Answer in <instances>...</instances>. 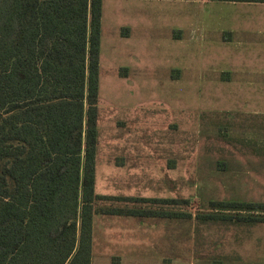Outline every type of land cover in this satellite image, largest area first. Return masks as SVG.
Masks as SVG:
<instances>
[{"label":"rangeland","instance_id":"1","mask_svg":"<svg viewBox=\"0 0 264 264\" xmlns=\"http://www.w3.org/2000/svg\"><path fill=\"white\" fill-rule=\"evenodd\" d=\"M132 1L102 0L105 23L181 13L208 24L217 11L215 0ZM200 34L176 59L168 41L130 43L137 60L128 45L100 43L94 191L113 197L106 209L155 215L96 214L94 264H264V222L210 205L264 203V45L235 51Z\"/></svg>","mask_w":264,"mask_h":264},{"label":"trees","instance_id":"2","mask_svg":"<svg viewBox=\"0 0 264 264\" xmlns=\"http://www.w3.org/2000/svg\"><path fill=\"white\" fill-rule=\"evenodd\" d=\"M101 3L0 0V264H91L95 212L155 215L94 191ZM210 205L264 222V203Z\"/></svg>","mask_w":264,"mask_h":264},{"label":"crops","instance_id":"3","mask_svg":"<svg viewBox=\"0 0 264 264\" xmlns=\"http://www.w3.org/2000/svg\"><path fill=\"white\" fill-rule=\"evenodd\" d=\"M125 1L128 2V7L133 2L132 0ZM167 1L168 0H163L161 2ZM185 1L189 2V0H172V2L178 3L169 2L170 5L162 4V6H167L168 8L181 6L182 2ZM157 6L160 5L157 4ZM214 6L217 11L215 12L213 20L208 24L205 19H197L195 20L196 23L190 24L188 19L184 20V17H180L181 13H177L178 15H176L175 18H173L172 15H170L169 18L164 16L160 17L157 13V15L154 14L153 16L150 15L149 18L147 17L144 22L141 18L134 19L132 17L126 20H116L114 22H109L106 19L107 24L105 23L101 11L100 43L103 39L109 40L112 43H118L119 46L123 45V49L128 45L129 50H133L130 48V43H133V47H136L138 42L142 40L168 41V50L170 52L168 51L167 55L173 56L175 59L177 58L176 55H179V52L182 53L181 49L179 51V47L184 48V43H189V41L199 38L196 36L197 31L201 32V37H215L217 42L221 43L223 46H233L235 51H238V47L246 43H261V45H264V2L215 0ZM134 50L133 53L130 54V58L134 56V59L137 60L139 59V53H136ZM96 214L101 216H119L117 214L95 212L92 216V233L94 216ZM120 215L131 217V215ZM112 231L113 235L122 233L120 227H115ZM92 241L91 264H94ZM142 244L145 245V243ZM115 258H117L116 264L122 263V256ZM109 260L110 259H107L106 264H109ZM225 262L226 261L223 259L222 261H217L218 264H225ZM226 263L231 264L230 262Z\"/></svg>","mask_w":264,"mask_h":264}]
</instances>
